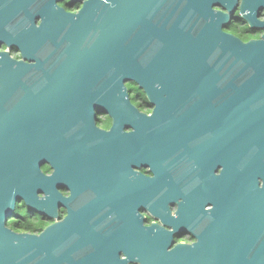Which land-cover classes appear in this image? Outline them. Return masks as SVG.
Here are the masks:
<instances>
[{
	"label": "flooded vegetation",
	"instance_id": "af4514ba",
	"mask_svg": "<svg viewBox=\"0 0 264 264\" xmlns=\"http://www.w3.org/2000/svg\"><path fill=\"white\" fill-rule=\"evenodd\" d=\"M99 1L113 0H0V100L31 99L44 130L42 187L15 197L5 228L39 235L58 222L74 257L93 264H145L152 242L164 251L228 243L254 257L264 239L263 178L227 180L222 161L205 158L204 117L193 113L190 134L164 153L147 141L160 125L144 85L123 81L115 91L107 73L82 75L76 53L95 49L98 31L91 21L86 36L78 33L81 13ZM211 8L225 15V33L262 38L264 0H214ZM7 66L14 77L1 76ZM182 95L184 104L194 98Z\"/></svg>",
	"mask_w": 264,
	"mask_h": 264
},
{
	"label": "water",
	"instance_id": "95a60500",
	"mask_svg": "<svg viewBox=\"0 0 264 264\" xmlns=\"http://www.w3.org/2000/svg\"><path fill=\"white\" fill-rule=\"evenodd\" d=\"M213 1H99L96 10H82L78 31L86 36L90 22L96 21L98 45L77 52L76 60L83 76L107 73L115 91L123 81L145 86L156 103L153 117L160 125L148 133L150 144L169 155L190 134L191 113L194 118L203 116L205 158L221 160L227 180L257 175L264 182V34L242 42L225 33L221 25L226 17L212 10ZM3 62L13 66L4 53ZM16 63L21 67L22 62ZM1 76L14 77V69L3 67ZM154 78L174 88V95L159 94ZM184 93L194 94L189 104L182 103ZM31 103L0 100V264H93L89 258L74 257L75 244L64 240L58 222L39 235L15 234L4 226L15 197L31 195L43 184L42 111ZM176 111L183 115L177 118ZM181 124L184 129L178 128ZM258 198V206L264 207V196L259 193ZM149 247L153 251L145 264H264V239L252 258L242 257L228 243L171 251L159 250L153 242Z\"/></svg>",
	"mask_w": 264,
	"mask_h": 264
}]
</instances>
